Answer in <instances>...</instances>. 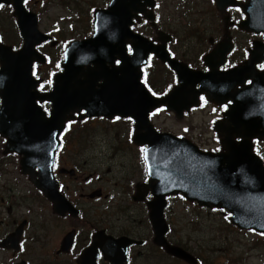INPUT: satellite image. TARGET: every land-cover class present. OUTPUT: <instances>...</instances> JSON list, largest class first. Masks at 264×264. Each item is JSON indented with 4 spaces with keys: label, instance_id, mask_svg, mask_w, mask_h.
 <instances>
[{
    "label": "water",
    "instance_id": "95a60500",
    "mask_svg": "<svg viewBox=\"0 0 264 264\" xmlns=\"http://www.w3.org/2000/svg\"><path fill=\"white\" fill-rule=\"evenodd\" d=\"M216 1L221 11L233 5V0ZM2 2L5 0H0ZM146 6L152 7L153 1L112 0L106 10L96 11L93 37L73 42L66 48L61 65L63 71L54 78L52 92L39 97L29 90L35 85L31 82L30 70L32 61H39L33 46L37 41H45L46 37L37 31L35 17L24 13L20 5H16L15 15L25 43L16 54L10 51L3 53L4 47H0V82L6 84L7 80L12 82L11 86L13 84V89L0 84V95L4 101L2 114H5L3 117L0 115V123H7L3 127L4 135L9 138V149L25 156L21 162L23 171H29L27 162L40 167V187L45 189V196L57 207L54 187L51 186L53 190L50 193L47 188L52 180L51 168L58 146L57 138L65 120L82 111V117L131 118L135 123L133 142L147 145L144 160L150 180L146 187L153 196L147 206L155 233L154 242L169 255L196 264L186 251L169 246L164 240L167 225L163 219V209L167 196L181 194L201 207L224 209L231 215L229 222L238 229L254 230L264 235V166L253 152V140L264 138V102L258 92V83L264 82V71L257 74L253 70L255 63L264 60V46L255 45V53H252V59L244 68L226 73V83H220L214 75L231 49L228 41L223 42L214 54L207 56L206 65L211 73H196L194 76L191 72V77L187 78L186 73L189 72L182 69L181 64L168 61L163 51L165 38L161 46L154 48L128 30L131 19L136 17V13H143ZM242 9L247 19L239 25L240 28L264 33V0H249ZM116 40H119L118 44L110 50L111 43ZM128 42L132 46L130 56L126 55L125 50ZM102 48H105V58L100 53ZM148 52H153L162 62H168L178 76V86L162 98L151 96L139 81L140 67L145 63ZM114 56L119 59L118 67H113ZM5 57L16 58L17 61L5 62ZM208 57H215L218 61L214 59L213 62ZM247 78L253 79L250 88L234 90V86H242V81ZM197 83L199 89L195 90ZM10 89L19 91L17 95L22 98L14 97L18 102L10 101L5 92L10 93ZM199 94H205L208 101L218 105L228 100L232 103L223 114V121L215 124V131L222 137L221 153L201 152L185 139L158 134L149 123V113L160 106L167 107L180 117L183 110L197 106ZM184 96L190 99L182 101ZM34 99H43L52 104L48 118L39 109L37 113L32 111L36 108ZM242 100L244 107L239 106ZM15 105L21 109H10ZM35 184L38 186V182ZM130 243L131 240L121 238L119 247L126 249Z\"/></svg>",
    "mask_w": 264,
    "mask_h": 264
},
{
    "label": "flooded vegetation",
    "instance_id": "af4514ba",
    "mask_svg": "<svg viewBox=\"0 0 264 264\" xmlns=\"http://www.w3.org/2000/svg\"><path fill=\"white\" fill-rule=\"evenodd\" d=\"M45 1L5 0V2L0 3L2 5L0 7V47H4L3 53L10 51L16 54L24 47V39L20 36L17 27L15 6L20 5L26 13L33 14L37 18L38 24H40L45 17H49V13L47 16H43L42 9ZM91 18L89 17L83 31L77 34L78 38L75 39L64 38L63 27L59 21L53 24L50 30L40 31L49 39L37 41L33 46L34 52L39 57V61H32L30 70L31 82L35 85L29 90L33 95L41 97L52 91L54 76L60 72V63L65 47L73 40L89 38L92 35ZM6 21L9 23V29L6 28ZM54 22L55 19L51 24ZM66 25L69 30L74 31L73 22L68 21ZM61 44L64 45L61 46V50H58ZM249 50L250 47L245 50H237L234 53L232 51L226 58L223 70L233 68L247 61ZM4 59L5 62L17 61L16 58H13V60L5 57ZM117 63L118 61L115 59L114 65ZM187 65L192 69L203 70L201 67L202 61L198 62L197 56L194 57V61L188 62ZM1 66L0 57V69ZM255 68L260 72L264 69V65L256 64ZM5 81L6 84L5 82H0V84L13 89L12 82ZM26 86H28V83H26ZM9 91L11 94L7 90L5 92L8 94L10 101L18 102V99L22 98L17 95L18 90L14 92L10 89ZM16 95L18 99L14 98ZM3 103V98L0 95L1 117L5 115L2 114ZM34 105L36 108L32 111L37 113L39 109V112L41 111L45 118L50 116L52 109L50 102L43 99H34ZM203 105L204 102L201 103V106ZM214 107L209 106V108ZM217 108L223 111L222 109L225 106ZM10 109L19 110L21 108L15 105ZM164 112L168 115L172 114L166 110ZM216 112L214 111V113ZM187 113H184L182 117L188 115ZM192 113L194 111H191L189 115ZM4 120L6 119L4 118ZM76 121L77 119H73L67 122L59 136L60 145L52 166L53 181L49 182L50 186L47 188L50 193L53 190L52 187H54L57 207L47 199L45 189L40 187L39 168L32 165L31 162H27L29 171H23L21 162L25 156L23 153L9 149V138L4 135V127L7 123H4L5 121L0 123V127H2L0 129V264H80L83 256L86 260L85 264H119V256L123 252L119 248V239L125 237L135 241L126 250L125 264H135V261L145 253V255L150 253L153 260L157 256L161 259L171 258L163 248L154 243V231L148 220L146 204L152 199V195L150 189L145 186L148 179L142 158L143 148L133 144L130 145L136 150L137 166L143 167V171L136 179L137 181L132 184L133 193L130 195V199L131 203L137 206L136 211L133 213L134 216L143 217L145 214L147 215L145 221L139 220L140 223H144L142 226L145 234H139L138 230H135L133 234H129L124 226L121 227L123 224L121 223L120 210L116 205L109 204L112 201L116 203L119 201V196L121 198L124 196L123 188L119 189V182L116 181L119 178L100 177L99 174L91 172L85 164H79L78 161H74L67 155L71 152V133L74 126L92 123L93 121L100 123L101 126L105 125V122L113 125L118 124L119 119L115 117L111 119L94 117L81 122ZM213 127H211V130H214ZM217 140L219 142L218 138ZM214 151H220V147ZM35 181L38 182V186L34 184ZM102 183L103 185H101ZM109 188L111 191H109ZM104 209V212H100ZM71 222H78L79 227H71L65 230L64 228H67V224ZM45 223H47L46 226H44ZM74 226L77 225L74 224ZM56 227L62 228V232L56 241L52 242V246L56 245V247L51 248L52 246L50 247L47 241L51 238V231ZM170 232L169 228L165 238L169 244H172L168 239ZM39 237H45L42 244L38 241ZM50 249L52 250L46 251Z\"/></svg>",
    "mask_w": 264,
    "mask_h": 264
},
{
    "label": "rangeland",
    "instance_id": "374dc122",
    "mask_svg": "<svg viewBox=\"0 0 264 264\" xmlns=\"http://www.w3.org/2000/svg\"><path fill=\"white\" fill-rule=\"evenodd\" d=\"M157 4L162 30L175 34L178 38L175 50L180 59L194 61L198 53L208 51L209 37H215L214 41L223 38V15L209 0H157ZM89 6H104V0H46L42 12L44 17L49 13V17H45L43 22L38 24V29L46 32L59 21L63 27L64 38H78L77 34L82 32L88 23ZM64 16H70L74 31L67 28L68 21L62 22ZM53 19L55 22L51 24ZM6 28L9 29L7 21ZM62 45L64 44H61L58 50H61ZM156 69L152 82L161 90L169 79L168 72H164L162 66H156ZM213 109L205 106L202 112L183 120L161 112L155 115L152 123L159 132L175 136L185 135L197 146L209 150L216 145V139L210 134L213 116L208 112ZM129 129L130 126L127 127L122 120L113 125L105 122L103 126L96 121L77 124L72 129L71 152L67 155L79 164H85L91 172L99 174L100 177L119 178L116 181L119 182V189L123 188L124 196H119L116 203L112 201L109 204L116 205L120 210L123 224L121 227L124 226L129 234L138 230V233L143 235L144 223L139 220L145 221L147 215L134 216L137 206H134L130 199L132 184L137 181L141 170L137 166L136 150L128 145L125 139ZM257 149L264 158V143L257 144ZM167 202L164 216L171 231L168 239L191 256L199 258L200 264H264V243L261 242L264 241L263 237L252 231H240L230 224L228 226V217L224 211L200 208L180 196L172 197ZM104 211L105 209L100 212ZM71 227L77 228L79 223L71 222L64 229ZM61 232L60 227L51 231V238L47 241L50 247ZM44 239L45 237H39L38 241L42 244ZM55 247L56 245L51 248ZM145 254L140 256L135 264H187L172 258L161 259L158 256L153 260L150 253L149 256Z\"/></svg>",
    "mask_w": 264,
    "mask_h": 264
},
{
    "label": "trees",
    "instance_id": "16d2710c",
    "mask_svg": "<svg viewBox=\"0 0 264 264\" xmlns=\"http://www.w3.org/2000/svg\"><path fill=\"white\" fill-rule=\"evenodd\" d=\"M228 226H229V223H228ZM261 242H263V243H264V241H261Z\"/></svg>",
    "mask_w": 264,
    "mask_h": 264
},
{
    "label": "snow or ice",
    "instance_id": "6c2138e0",
    "mask_svg": "<svg viewBox=\"0 0 264 264\" xmlns=\"http://www.w3.org/2000/svg\"><path fill=\"white\" fill-rule=\"evenodd\" d=\"M0 7H2V5H0Z\"/></svg>",
    "mask_w": 264,
    "mask_h": 264
}]
</instances>
